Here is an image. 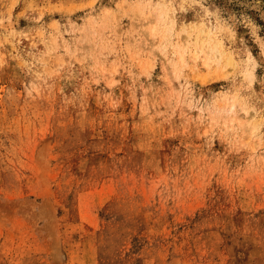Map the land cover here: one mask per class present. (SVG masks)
I'll list each match as a JSON object with an SVG mask.
<instances>
[{"label":"rangeland","instance_id":"obj_1","mask_svg":"<svg viewBox=\"0 0 264 264\" xmlns=\"http://www.w3.org/2000/svg\"><path fill=\"white\" fill-rule=\"evenodd\" d=\"M0 264H264V0H0Z\"/></svg>","mask_w":264,"mask_h":264}]
</instances>
